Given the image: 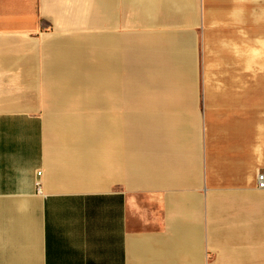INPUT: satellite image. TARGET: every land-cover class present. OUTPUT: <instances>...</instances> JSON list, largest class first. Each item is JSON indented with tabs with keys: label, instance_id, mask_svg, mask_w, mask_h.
<instances>
[{
	"label": "crops",
	"instance_id": "0c3cea01",
	"mask_svg": "<svg viewBox=\"0 0 264 264\" xmlns=\"http://www.w3.org/2000/svg\"><path fill=\"white\" fill-rule=\"evenodd\" d=\"M157 2L0 0V264H205L209 246L264 264L233 243L264 248V63L260 93L191 94L192 18ZM122 18L149 30L120 35Z\"/></svg>",
	"mask_w": 264,
	"mask_h": 264
},
{
	"label": "rangeland",
	"instance_id": "374dc122",
	"mask_svg": "<svg viewBox=\"0 0 264 264\" xmlns=\"http://www.w3.org/2000/svg\"><path fill=\"white\" fill-rule=\"evenodd\" d=\"M170 0H166L168 3ZM188 6L183 8H177L173 10V14H182L185 17L192 18L191 21H186L184 25L185 32H189L195 42V54H196V75L193 81V87L191 94H206L207 89L214 94L216 93H250L254 90V93H260L261 78H262V64L264 63V37L259 39V35L264 36V0H186ZM85 4L90 6V10L86 13L89 14H100L98 11L97 4L102 5L101 0H85ZM185 2V0H184ZM183 2V4H185ZM191 7V9H189ZM218 10V11H216ZM168 13L170 9L168 8ZM172 13V12H171ZM219 15L223 16L213 23H208L205 20V15ZM258 16H257V15ZM256 16V18H255ZM255 19H252V18ZM160 28V26H158ZM156 28V27H155ZM154 28V29H155ZM49 31L50 28H46ZM147 23L137 22L136 24L130 25L128 22L124 23L122 18L119 26H117V32L120 35H132V33L141 34L148 31ZM159 31V30H157ZM156 32V30L154 31ZM77 32L69 30H61L57 34H46L42 38L31 40L29 48V54H23L21 62L27 60H36V62H42L44 59L43 46L46 42L47 37L55 36H72ZM224 35L229 42L227 45L230 51L224 49L223 56L226 60L222 59V65H217L219 56L217 51L222 48L217 44L211 45L210 41H213V37L217 35ZM263 39V40H262ZM226 47V45H224ZM217 50V51H216ZM223 50V49H222ZM221 50V51H222ZM232 59V60H228ZM229 64H227V62ZM231 63V64H230ZM247 65V66H246ZM253 67V70L250 68ZM232 68V69H230ZM235 68V69H234ZM246 68V69H236ZM207 74L209 76H207ZM225 75V77H224ZM238 81H235L237 80ZM41 84L40 78L37 79ZM156 80V79H155ZM157 81V80H156ZM209 85L211 87H209ZM235 85V86H233ZM39 90L43 94L42 86ZM152 94H170L169 91H163L159 88L151 90ZM175 93V92H172ZM185 94L184 92H182ZM46 107L43 108V114L47 115ZM229 189H223V195L232 194L228 191ZM262 190L255 189V193L261 195ZM254 212L250 216V223L257 221L255 217L256 209L260 208V204L254 201ZM211 219L206 222V231L209 234L213 233ZM251 223V224H252ZM249 235V234H248ZM250 237L235 241L236 247H244L248 251H251V256H247V259L252 260H264V248L256 246L261 243L260 238H256L254 234L249 235ZM256 244L255 246H250ZM262 248V252L255 251L252 249ZM228 254V253H227ZM205 264H221L218 259L223 258L222 248L209 246L204 252ZM232 264H261V263H250V262H234Z\"/></svg>",
	"mask_w": 264,
	"mask_h": 264
},
{
	"label": "bare ground",
	"instance_id": "6f19581e",
	"mask_svg": "<svg viewBox=\"0 0 264 264\" xmlns=\"http://www.w3.org/2000/svg\"><path fill=\"white\" fill-rule=\"evenodd\" d=\"M140 1V13H145V14H152V13H157L158 10V2L157 0H139ZM102 2V0H101ZM184 0H170L168 3H166L168 8H172V10L177 9V8H183L184 6H188V2L185 0V4H183ZM191 9V7H189Z\"/></svg>",
	"mask_w": 264,
	"mask_h": 264
},
{
	"label": "built area",
	"instance_id": "2783aa9c",
	"mask_svg": "<svg viewBox=\"0 0 264 264\" xmlns=\"http://www.w3.org/2000/svg\"><path fill=\"white\" fill-rule=\"evenodd\" d=\"M256 187L259 190H264V171L259 172L257 174V176H256Z\"/></svg>",
	"mask_w": 264,
	"mask_h": 264
}]
</instances>
